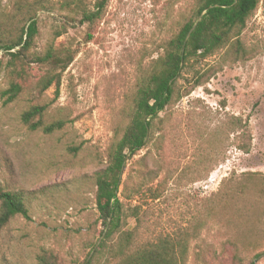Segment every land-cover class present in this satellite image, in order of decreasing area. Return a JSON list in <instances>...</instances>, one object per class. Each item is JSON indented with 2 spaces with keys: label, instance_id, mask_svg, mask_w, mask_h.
<instances>
[{
  "label": "rangeland",
  "instance_id": "rangeland-1",
  "mask_svg": "<svg viewBox=\"0 0 264 264\" xmlns=\"http://www.w3.org/2000/svg\"><path fill=\"white\" fill-rule=\"evenodd\" d=\"M66 1L41 0L30 11L37 20L38 50L53 41L75 53L58 95L52 86L38 99L48 105V117L63 118L66 126L44 134L21 122L23 110L37 101L32 83L42 72L35 65L17 99L5 104L0 97V184L25 194L29 215H15L0 230V264H36L46 253L61 264H83L91 257L103 226L89 177L105 166L129 121L138 77L198 5V0H109L102 18L89 26L72 20L78 16ZM82 2L92 8L94 0ZM16 11L15 0H0V36L11 31V23L24 22L25 9L15 18ZM57 30L64 32L53 39ZM239 39L242 51L217 50L181 71L177 87L190 93L153 120L145 145L121 175L127 183L120 195L124 209L134 208L139 216L127 218L136 246L199 224L185 264H232L235 251L242 264H264L261 6ZM197 79L201 83L194 85ZM7 84L0 71V91ZM244 140L247 151L239 148ZM148 189L161 194L153 199Z\"/></svg>",
  "mask_w": 264,
  "mask_h": 264
},
{
  "label": "trees",
  "instance_id": "trees-1",
  "mask_svg": "<svg viewBox=\"0 0 264 264\" xmlns=\"http://www.w3.org/2000/svg\"><path fill=\"white\" fill-rule=\"evenodd\" d=\"M108 1L94 0L92 8L86 7L82 0H67L65 5H73L72 14L78 19L72 20L92 26L102 18ZM39 2L41 0L29 3L15 0L17 11L14 17L24 14V9L27 17L22 16L25 20L21 24L18 21L11 23V31L0 36V71L8 81L7 87L0 91V97L5 104L17 99L31 76V66H37L42 72L32 83L37 101L23 110L20 119L29 130L51 134L65 127L67 121L48 117V105L38 99L52 86L55 96L58 95L62 74L75 53L69 48L55 46L53 41L41 50L36 48L38 26L34 13L30 14V11ZM260 6L264 13V0H198L193 18L182 23L163 43L162 52L152 61L150 69L138 77L129 121L109 148L105 166L89 177L95 187L94 202L103 228L92 247L93 254L83 264H97L99 261L100 264H185L189 238L198 230L199 224L177 236H159L136 246L135 230L127 228V218L139 220V216L134 208L131 211L124 209L120 195H123L127 183L125 180L122 184L121 175L127 161L145 145L153 120L174 100L190 93V89L182 91L177 87L181 71L191 61L203 60L217 50L224 49L226 53L242 51L239 36L247 20ZM63 32L57 30L53 39ZM86 35L92 38L90 33ZM200 83L201 79H197L194 85ZM247 147L246 140L239 145L243 151H247ZM121 185L123 189H120ZM148 192L153 199L161 194L159 189H148ZM15 215L29 218L25 194L0 184V230ZM235 252L231 256L232 264H242ZM36 264L61 263L46 253L37 257Z\"/></svg>",
  "mask_w": 264,
  "mask_h": 264
}]
</instances>
